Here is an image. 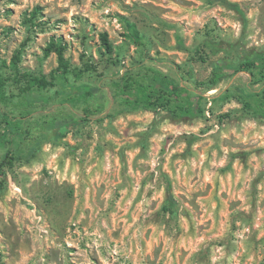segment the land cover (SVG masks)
<instances>
[{
    "label": "rangeland",
    "instance_id": "rangeland-1",
    "mask_svg": "<svg viewBox=\"0 0 264 264\" xmlns=\"http://www.w3.org/2000/svg\"><path fill=\"white\" fill-rule=\"evenodd\" d=\"M261 52L264 0H0V106L18 113L35 78L52 98L0 144V160L10 146L18 155L0 191V264H264V117L239 96L263 83L246 71L201 83L217 60ZM143 64L201 95L204 112L125 109L110 80ZM79 83L100 87L104 111L61 136L52 118L85 106L61 89Z\"/></svg>",
    "mask_w": 264,
    "mask_h": 264
},
{
    "label": "trees",
    "instance_id": "trees-1",
    "mask_svg": "<svg viewBox=\"0 0 264 264\" xmlns=\"http://www.w3.org/2000/svg\"><path fill=\"white\" fill-rule=\"evenodd\" d=\"M178 43L184 49H187L180 37L178 38ZM103 45L107 53L112 55L114 46L106 35L103 38ZM52 47H54V43H52ZM57 52L59 67L63 68L64 72H69L70 65L64 57L63 49L57 48ZM113 65H118L116 60ZM240 71L248 72L254 83H263V88L259 92H249L245 88H239V96L247 108L254 111L255 114L264 117V52L258 53L253 58H246L236 65L224 59L217 60L211 77L208 81L201 83L208 89H212L224 78ZM116 72L119 73V76L112 77L110 85L115 91L120 105L125 109L165 108L184 116H196L199 112H204V108L201 106V95H196L189 88L183 86L176 79L158 68L143 64L139 68H128L123 73H121V70H116ZM32 82L34 84L28 85L23 89L18 113L13 112V110H5L0 106V118L5 124V129L0 131V144L2 145L12 144L15 142V138L27 134L36 113L42 112L51 103L52 98L34 86L38 84L40 86L38 87L42 88L47 86L49 82L43 78L32 79ZM3 86L4 78L0 74V104L3 103L4 106L9 107V100ZM99 91V86L90 83L64 85L60 92L61 100L74 106H85L83 107V115L79 117L54 116L52 125H54L56 133L64 136L70 128L77 127L89 121L95 113L104 111L105 103L97 101L101 98L98 95ZM194 96L198 97L196 102L192 100ZM16 150L14 147H8L0 160V191L8 187L9 171L13 168L18 158ZM30 155H34V150L30 151L27 158ZM176 203L177 200L172 191V184L169 183L167 186V198L163 205L164 211L174 213L176 211Z\"/></svg>",
    "mask_w": 264,
    "mask_h": 264
}]
</instances>
